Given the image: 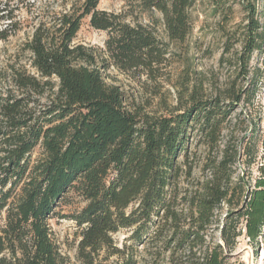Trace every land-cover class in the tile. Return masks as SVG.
Masks as SVG:
<instances>
[{"label":"trees","instance_id":"obj_1","mask_svg":"<svg viewBox=\"0 0 264 264\" xmlns=\"http://www.w3.org/2000/svg\"><path fill=\"white\" fill-rule=\"evenodd\" d=\"M25 1L0 0L1 40L29 21L32 34L22 49L33 70L14 65L0 74L7 86L0 92V214L6 215L0 264H70L55 238L56 219L76 224L83 264H109L112 257L114 264H141L140 247L143 264H228L242 236L257 257L264 238V158L247 186L235 167L244 157L248 168L257 163L256 142H223L235 106L254 90L233 84L208 96L204 84H193L184 72L178 105L157 115L132 105L122 87L109 82L112 69L145 76L152 95L161 97L159 83L170 78L176 55L172 47L188 42L200 0H137L148 24L99 10L101 0ZM210 2L216 13L226 1ZM238 3L247 14L237 53L246 79L253 53L264 52V28L259 0ZM87 19L107 34L103 48L76 44ZM202 149L208 154L198 165L204 179L190 191L183 185L193 180L192 159ZM72 194L85 206L64 214ZM225 206L216 243L213 227ZM124 230L131 236L119 247L115 236Z\"/></svg>","mask_w":264,"mask_h":264},{"label":"rangeland","instance_id":"obj_2","mask_svg":"<svg viewBox=\"0 0 264 264\" xmlns=\"http://www.w3.org/2000/svg\"><path fill=\"white\" fill-rule=\"evenodd\" d=\"M19 1V0H16ZM31 0H27L28 2ZM225 7H221L216 13L210 0H200L192 11L193 31L185 46L173 45L175 57L168 72L170 78L160 81L161 97L152 95L151 82L147 81L145 76L133 77L130 74H124L116 69L109 73V82L122 87L129 102L134 106H140L147 112L157 115H167L166 108L173 110L178 105V94L181 88V81L184 72L189 75L194 84H204V93L208 96H217L223 91L229 90L233 84L236 88L254 90L247 100H243L237 106L231 117L227 121L223 133L224 144L233 146L256 142L257 144V163L248 168L246 157L243 162L236 164L237 176H245L247 186L253 185L258 174V166L264 158V52H254L249 66V74L246 79L241 76V68L238 64V54L241 51V45L244 38V26L247 24V14L239 5L238 0H225ZM42 2V0H39ZM99 10L116 14H125L127 19H137L140 22L148 24L151 19L148 13L139 10L137 0H101ZM21 18L29 20V17L23 11ZM159 17V14L155 15ZM257 18L264 28V0H259L257 6ZM23 30L11 35L7 40L0 39V74L4 76L8 68L17 65H23L32 70L29 62V55L23 52V44L32 34V28L27 25ZM4 25H0V32ZM160 36L166 39L165 34L160 30ZM107 40V34L93 29L89 20H85L77 36L76 44H83L95 48H103ZM230 52L226 53V49ZM222 58L224 59L222 61ZM183 60V61H181ZM33 71V70H32ZM0 77V92L7 89L6 83ZM169 77V76H168ZM170 80V81H169ZM254 80V82L252 81ZM251 82L252 86H251ZM147 85H146V84ZM146 86H144V85ZM153 86V87H152ZM236 89V90H237ZM39 155V149L34 153V159ZM208 154L202 149L193 157V163L196 166L193 180L183 186L194 191L196 183L204 179L199 162L205 160ZM250 174V175H249ZM248 175V176H247ZM85 206L81 198L75 194L67 206L62 209L64 214H73ZM227 213L226 206L218 212L221 221L214 225V242H221L220 230L223 223V217ZM5 213L0 214V225L4 223ZM55 238L61 247L63 253L67 256L70 264H83L77 257V247L80 240L79 230L76 224L69 219H56L52 221ZM131 236V232L124 230L115 236L117 245L122 247ZM263 244L258 248V256H254V249L248 245L244 236L238 240V246L232 253L228 264H264V238ZM143 264L145 261V252L140 247L135 253ZM105 256L102 253L101 257ZM117 257H112L109 264H114ZM162 264H168L165 259Z\"/></svg>","mask_w":264,"mask_h":264}]
</instances>
